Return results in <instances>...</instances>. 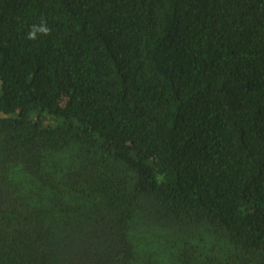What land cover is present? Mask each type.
I'll return each mask as SVG.
<instances>
[{
    "label": "trees",
    "instance_id": "trees-1",
    "mask_svg": "<svg viewBox=\"0 0 264 264\" xmlns=\"http://www.w3.org/2000/svg\"><path fill=\"white\" fill-rule=\"evenodd\" d=\"M0 264H264V0H0Z\"/></svg>",
    "mask_w": 264,
    "mask_h": 264
},
{
    "label": "clouds",
    "instance_id": "clouds-1",
    "mask_svg": "<svg viewBox=\"0 0 264 264\" xmlns=\"http://www.w3.org/2000/svg\"><path fill=\"white\" fill-rule=\"evenodd\" d=\"M51 32L47 21L45 18H41V22L39 24H33L27 34L26 38L30 41H36L40 36H48Z\"/></svg>",
    "mask_w": 264,
    "mask_h": 264
}]
</instances>
